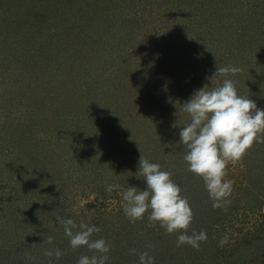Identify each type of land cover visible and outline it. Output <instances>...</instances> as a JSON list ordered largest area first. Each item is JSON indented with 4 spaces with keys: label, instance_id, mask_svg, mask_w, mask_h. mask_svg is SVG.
I'll list each match as a JSON object with an SVG mask.
<instances>
[{
    "label": "rangeland",
    "instance_id": "1",
    "mask_svg": "<svg viewBox=\"0 0 264 264\" xmlns=\"http://www.w3.org/2000/svg\"><path fill=\"white\" fill-rule=\"evenodd\" d=\"M228 65L264 109V0H0V264H49L54 248L64 255L51 264L93 255L72 250L57 215L98 226L107 264L145 251L155 264H264V143L228 164L231 203L214 209L179 142L182 104ZM141 155L188 198L189 234H207L198 250L148 213L130 223L120 192L106 191L146 188Z\"/></svg>",
    "mask_w": 264,
    "mask_h": 264
},
{
    "label": "clouds",
    "instance_id": "2",
    "mask_svg": "<svg viewBox=\"0 0 264 264\" xmlns=\"http://www.w3.org/2000/svg\"><path fill=\"white\" fill-rule=\"evenodd\" d=\"M243 71L231 65L218 67L214 73L225 77L218 86H204L195 90L190 99L184 102L183 112L189 122L179 131V142L188 149L183 159L187 171L199 176L205 185L213 208H226L230 205L234 181L226 179L229 163L242 162L256 143H264V109L257 107L249 95L242 96L236 88L235 76ZM140 151V150H139ZM139 175L146 182L144 190L136 186L110 184L106 191L120 192L122 208L130 223L144 219L159 223L169 235L177 234L176 246L190 245L198 250L202 242L207 241L205 230L197 233L192 228L194 213L188 198L181 194L180 186L172 179V173L161 169L159 163L149 162L142 155L138 161ZM55 221L63 227L69 245L73 251L86 247L91 256L82 255L77 264H107L111 245L103 238L93 240V234L101 229L96 225L81 222L77 224L71 218L55 216ZM79 229L78 231H74ZM54 237L48 236L43 243L52 245ZM228 242L227 236L219 241V246ZM135 253V249L130 250ZM44 255L59 260L64 253L59 248L45 249ZM34 262L36 258L29 257ZM138 264H155L154 257L147 251L140 253Z\"/></svg>",
    "mask_w": 264,
    "mask_h": 264
},
{
    "label": "trees",
    "instance_id": "3",
    "mask_svg": "<svg viewBox=\"0 0 264 264\" xmlns=\"http://www.w3.org/2000/svg\"><path fill=\"white\" fill-rule=\"evenodd\" d=\"M256 159L258 162H262V160H264V154L257 156Z\"/></svg>",
    "mask_w": 264,
    "mask_h": 264
}]
</instances>
